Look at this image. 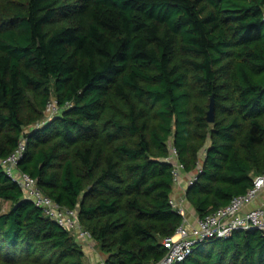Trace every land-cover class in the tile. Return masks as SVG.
I'll return each instance as SVG.
<instances>
[{"label":"trees","instance_id":"1","mask_svg":"<svg viewBox=\"0 0 264 264\" xmlns=\"http://www.w3.org/2000/svg\"><path fill=\"white\" fill-rule=\"evenodd\" d=\"M22 140L19 170L77 210L105 264L159 262L185 222L172 147L199 219L264 173V0H0V159ZM85 257L0 164V264ZM178 264H264V234L207 239Z\"/></svg>","mask_w":264,"mask_h":264},{"label":"built area","instance_id":"2","mask_svg":"<svg viewBox=\"0 0 264 264\" xmlns=\"http://www.w3.org/2000/svg\"><path fill=\"white\" fill-rule=\"evenodd\" d=\"M47 111L53 112L54 115L57 114L59 110L56 102L50 103ZM26 152L27 142L22 140L11 156L0 159V164L10 177L21 185L25 191V197L32 200L47 218L71 232L81 244L92 240L90 232L85 230L80 223L77 210H69L57 204L39 189L36 179L19 170L18 165ZM169 161L174 164L175 183L180 184L184 168L178 162L177 151L174 147L171 149ZM195 179L194 177L191 180L190 185ZM263 191L264 173L255 177L253 186L247 193L233 198L228 206L219 209L205 219H199L196 228L188 227L185 221L173 236L164 240L166 255L155 264L181 263L193 253L199 242L211 238H229L238 230L256 229L264 234V207L246 209L257 200ZM173 205L184 217L186 216L185 209L180 202L173 201Z\"/></svg>","mask_w":264,"mask_h":264},{"label":"crops","instance_id":"3","mask_svg":"<svg viewBox=\"0 0 264 264\" xmlns=\"http://www.w3.org/2000/svg\"><path fill=\"white\" fill-rule=\"evenodd\" d=\"M195 177L194 173H188L183 171L180 184H176L173 192V199L176 202H180L185 209L186 216L185 221L188 227L196 228L198 225V215L192 204L186 198V192L189 188L191 180ZM264 207V191L251 205L246 209ZM81 244V243H80ZM85 251L86 264H105V256L96 248V242L92 239L81 244ZM97 250V251H96ZM93 251V252H92Z\"/></svg>","mask_w":264,"mask_h":264},{"label":"rangeland","instance_id":"4","mask_svg":"<svg viewBox=\"0 0 264 264\" xmlns=\"http://www.w3.org/2000/svg\"><path fill=\"white\" fill-rule=\"evenodd\" d=\"M45 115H46L45 119H47V121H50V120L52 119V117L54 116V113L51 112V111H46ZM45 119H44V120H45ZM33 127H36V124H35V125H31L30 127L26 128V132H28V131H29L30 129H32ZM8 208H9V205H8L7 203L2 205V210H3V211L7 210ZM95 249L98 250L97 247H96ZM97 250H96V251H97ZM92 252H93V251H92Z\"/></svg>","mask_w":264,"mask_h":264},{"label":"water","instance_id":"5","mask_svg":"<svg viewBox=\"0 0 264 264\" xmlns=\"http://www.w3.org/2000/svg\"><path fill=\"white\" fill-rule=\"evenodd\" d=\"M207 120L210 123L215 122V100L212 99L211 104H210V110L208 112Z\"/></svg>","mask_w":264,"mask_h":264}]
</instances>
